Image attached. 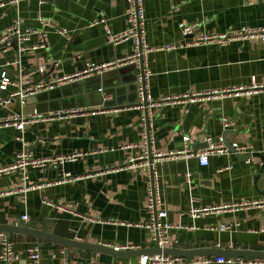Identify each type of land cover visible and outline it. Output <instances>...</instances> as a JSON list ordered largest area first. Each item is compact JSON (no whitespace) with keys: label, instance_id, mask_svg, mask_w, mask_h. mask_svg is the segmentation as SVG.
Wrapping results in <instances>:
<instances>
[{"label":"crops","instance_id":"0c3cea01","mask_svg":"<svg viewBox=\"0 0 264 264\" xmlns=\"http://www.w3.org/2000/svg\"><path fill=\"white\" fill-rule=\"evenodd\" d=\"M129 9L128 0L7 2L0 7V36L17 17L24 28L35 32L26 42L28 50L19 54L11 44L0 54V64H7L6 69L18 81L21 78L22 82L29 79L31 83L52 84L61 76L82 70L89 62L104 63L131 55L135 51L132 39L110 44L107 38L108 29L117 33L129 27ZM144 11L143 42L151 47L186 41L181 23L197 24L193 35L264 25V3L258 0H144ZM102 18L106 22L99 23ZM42 19L51 20L52 25H43ZM60 29L68 33L61 34ZM23 56L25 61L21 60ZM137 66L136 70L121 73L116 68L102 79L90 76L92 88L97 90L92 101L99 103L103 98L115 105L78 108V114L65 120L54 117L34 121L24 133L13 126H0V167L15 163L23 149L35 158L84 154L57 169L28 168L25 181L21 171L0 176V193H5L0 195V223L21 222L63 238L135 247L131 251L155 247L146 227L151 221L149 175L142 169L125 167L131 158L144 153L149 130L156 149L163 153L183 151L185 135L193 141L191 153L155 167L168 220L181 226L172 231L178 242L175 248L264 251V207L229 209L198 218L190 215L192 207L264 197V160L259 156H264V90L194 103L158 104L167 95L246 86L252 76L264 84V43L243 39L225 45L146 52L144 68L151 72L146 87L158 104L149 110L148 127L143 125L144 110L134 105L139 102V92L129 81L133 74H139ZM63 85L67 84H55L25 103L15 97L0 104V119L17 114L46 115L54 112L52 109L73 105V100L69 102L59 90H52ZM103 85L112 95L105 91L100 94L98 88ZM15 90V86H9L0 95L6 98ZM221 137L228 147L237 142L247 145L250 151L216 154L208 166L200 165L196 154L206 148V139L219 141ZM127 145L133 147L124 148ZM247 155L254 156L245 159ZM68 176L73 180L69 181ZM24 214L28 221L22 220ZM222 224L231 228L221 230ZM9 236L15 251L22 255L19 264L25 263L26 250L34 244L39 245L43 264L62 263L67 247L13 232ZM67 251L76 261L99 264H138L140 257L114 256L111 263H106L90 250Z\"/></svg>","mask_w":264,"mask_h":264},{"label":"built area","instance_id":"2783aa9c","mask_svg":"<svg viewBox=\"0 0 264 264\" xmlns=\"http://www.w3.org/2000/svg\"><path fill=\"white\" fill-rule=\"evenodd\" d=\"M19 0H0V7L5 6L7 2H16ZM264 3V0H258ZM43 0H40L42 3ZM129 2V13L128 22L129 27L121 32H113L111 29L107 30L108 43L110 44H120L129 39L134 41L135 51L131 55L123 56L121 58L111 60L104 63L89 62L80 71L75 72L71 75H65L57 78L52 84H45L43 82L31 83L29 79L18 81L14 76L10 75L6 69L7 64H0V94L2 91L8 89L9 86H15L16 90L10 93L6 98H2L0 95V104H6L13 100L15 97L19 98L21 103H25L28 97L34 96L39 92L53 88L54 85L68 84L75 81L84 80L93 75L102 74L106 71H110L121 66L128 64H140L142 61L144 66V54L146 52H151L154 50H167L175 51L179 48L185 46H199L202 44H219L225 45L233 40H243V39H260L264 43V25L260 27H246L242 26L239 28H233L222 33L209 34L204 33L200 35H193L194 28L197 24H180V29L182 35L187 39L186 41L178 44H169L166 46L151 47L143 42L145 35V11H144V0H128ZM106 20L104 18L99 20V23H104ZM41 23L45 26H51L52 22L49 19H42ZM35 30L24 28L23 21L20 18H16L13 25L0 36V54L4 51L6 47L11 46L12 40L15 36L17 37L18 44L20 46V52L26 51V42L30 39L31 34ZM59 33L66 35L68 30L60 29ZM43 37H46V33L43 32ZM20 62V58L18 59ZM151 72L144 68V73L139 74L138 77V92H139V102L136 104L137 108H142L144 110V102L147 101L148 109L155 107L156 105L167 104L171 102H189L194 103L197 101H209L213 98L222 97L231 94H247L251 95L259 91L264 90V84L259 82L256 76L251 77V83L249 85L236 86L224 90H208L204 92H186L183 94H175L170 96H163L161 100L156 104V101L151 99V96L147 90L144 88L146 86L147 79ZM79 109L61 110L54 111L51 114H40L34 113L31 116H24L23 114H17L10 118L0 119V126H13L20 132L24 133L27 127L34 121L38 120H49L50 118L58 117L63 120L72 117L79 113ZM143 125L148 127L145 118L143 120ZM224 126L227 128L229 126L228 120L224 119ZM22 138V137H21ZM23 139V138H22ZM185 142V148L183 151L163 153L156 149L154 141L150 137L145 139L144 153L139 156H135L130 159L125 167L132 169H142L149 175L148 183V209L151 216V221L147 223L146 227L150 231L151 241L155 246L160 249L165 248H175L177 245V240L173 237L172 231L175 228L181 227L180 225H175L168 220V211L162 205L159 191V178L155 171V167L158 163H162L167 160H172L175 158L186 156V154L191 153V145L193 141L189 135L183 137ZM206 148L199 151L196 156L199 160L200 165L208 166L210 164L211 157L216 154H245L250 151L247 145H242L237 142H233L231 147H228L225 143L223 137L219 141H213L212 138L206 139ZM132 145L124 146V148H131ZM230 149H234L231 152ZM149 154L152 158H149ZM84 154L82 152L72 153L67 155H58L50 158H35L26 149H23L17 155V160L15 163L7 166L0 167V176L10 174L12 172L21 171L23 174V180L27 179L26 170L28 168L32 169H47L54 168L57 169L63 166L67 162H74L82 157ZM188 181L191 179V173H187ZM68 180L72 181L73 178L68 176ZM33 187H41L40 185H34ZM5 193H0L4 195ZM51 206H56L57 208L67 209L64 206L53 204L52 202H46ZM263 208L264 207V197L259 199L241 202L235 204H224L222 206H204V207H192L190 209V215L193 218L201 217L209 213H220L225 210H238L247 208ZM68 210V209H67ZM23 221H28V215H22ZM231 225L222 224L220 229L226 230L230 229ZM0 264H19L22 260V255L16 252L14 249L13 241L9 236V233L0 231ZM116 250H134L133 246H115ZM24 264H43L40 256V248L38 244L31 245L26 250V258ZM61 264H99L94 261L80 262L71 258L68 254L67 248L64 251ZM138 264H264V259H245L243 257H226V256H196L192 258L189 262L186 258L180 256H173L165 253H155V254H143L139 257Z\"/></svg>","mask_w":264,"mask_h":264},{"label":"water","instance_id":"95a60500","mask_svg":"<svg viewBox=\"0 0 264 264\" xmlns=\"http://www.w3.org/2000/svg\"><path fill=\"white\" fill-rule=\"evenodd\" d=\"M12 46L14 49L21 54L20 52V46L17 41V37L15 36L14 41L12 43ZM22 61L26 60V57L23 56L21 57ZM30 67V66H28ZM138 68L137 64L132 63L128 64L125 66H121L117 68V72H128L129 69L136 70ZM36 69H38L36 67ZM116 70V69H113ZM127 70V71H126ZM139 74L144 73V66L142 61L139 64ZM110 71H106L102 74H98L95 76H98L100 79L104 77L106 74H108ZM139 74H133V79L129 80L130 82H134L135 86L138 90V77ZM91 78L88 77L85 78L84 80L80 81H75L67 85L59 86L56 87L52 90H59L61 94L70 102L74 101L73 105L71 106H65L62 108H57V109H52L51 111H61V110H70V109H78V108H85L88 106H98V105H103L104 107H109L110 105H115V104H110L111 100H105L102 98V100L97 103L92 101L93 94L97 91L95 90L96 88H92L93 85L91 83ZM144 88L146 89V86L144 85ZM50 90V92H52ZM98 91L100 94L106 93V95H112L109 93V91L104 90V85L100 86L98 88ZM48 92V91H47ZM44 94H47L46 92ZM35 96V95H34ZM34 96L28 97L27 100H31L34 98ZM102 96V95H101ZM144 113H145V121L148 124L149 123V109H148V102L145 101L144 103ZM133 105V104H132ZM136 105V104H134ZM148 137H150V132L147 130ZM231 152H234V149H230ZM256 155V154H255ZM254 155H247L245 159H249ZM263 160L264 156L259 155ZM149 158L151 159L152 156L149 154ZM0 231H4L7 233H18V234H23L27 236H31L34 238L42 239V240H48L60 245H63L67 248H76V249H82V250H90L93 252H96L100 255L101 261H104L106 263H111L112 258L114 256H141L143 254H155V253H165L173 256H180L184 257L187 259L189 262L193 257L196 256H226V257H243L245 259L248 258H259V259H264V251H253V250H239V249H214V248H197V249H179V248H165V249H160L158 246H155L153 248H148V249H142V250H136V251H131V250H116L112 246H108L105 244H98V243H93V242H88V241H81V240H76V239H68V238H63L60 236H57L53 233L46 232L43 230H38L35 228H31L29 224H22L21 222H17L14 224H2L0 223Z\"/></svg>","mask_w":264,"mask_h":264}]
</instances>
